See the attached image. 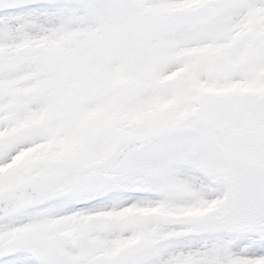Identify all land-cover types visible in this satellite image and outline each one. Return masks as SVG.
<instances>
[{
  "label": "snow or ice",
  "instance_id": "6c2138e0",
  "mask_svg": "<svg viewBox=\"0 0 264 264\" xmlns=\"http://www.w3.org/2000/svg\"><path fill=\"white\" fill-rule=\"evenodd\" d=\"M0 264H264V0H0Z\"/></svg>",
  "mask_w": 264,
  "mask_h": 264
}]
</instances>
